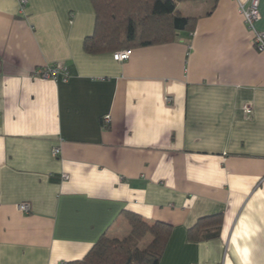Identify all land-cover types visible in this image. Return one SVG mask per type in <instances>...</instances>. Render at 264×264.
I'll use <instances>...</instances> for the list:
<instances>
[{
  "label": "crops",
  "instance_id": "crops-1",
  "mask_svg": "<svg viewBox=\"0 0 264 264\" xmlns=\"http://www.w3.org/2000/svg\"><path fill=\"white\" fill-rule=\"evenodd\" d=\"M21 1L0 0V264L82 261L103 235L130 234L126 212L172 226L160 264H264V51L240 12L250 0L182 3L194 32L124 63L85 50L91 0ZM58 65L68 82L38 76ZM204 218L198 235L218 236L191 241Z\"/></svg>",
  "mask_w": 264,
  "mask_h": 264
},
{
  "label": "trees",
  "instance_id": "trees-1",
  "mask_svg": "<svg viewBox=\"0 0 264 264\" xmlns=\"http://www.w3.org/2000/svg\"><path fill=\"white\" fill-rule=\"evenodd\" d=\"M203 0H91L96 14L93 36L84 43L90 54L132 50L173 43L181 33L194 32L196 18L184 17L178 7ZM130 234L125 238L103 235L82 261L67 264H160L172 234V226L150 223L126 212ZM204 218L189 231L191 241L217 237L218 228L198 235Z\"/></svg>",
  "mask_w": 264,
  "mask_h": 264
},
{
  "label": "built area",
  "instance_id": "built-area-1",
  "mask_svg": "<svg viewBox=\"0 0 264 264\" xmlns=\"http://www.w3.org/2000/svg\"><path fill=\"white\" fill-rule=\"evenodd\" d=\"M27 3L26 0H22L21 4L25 6ZM260 4L261 0H250V5L245 7L244 5L240 6V12L244 17V22L246 26L253 32V43L259 51H264V32L257 30L256 23L260 20ZM132 55V50H121L117 51L113 54V58L116 62L124 63L127 62ZM38 76L48 80L52 79L56 82H68L70 75L68 69L64 66H52L48 68H44L38 71ZM1 118V116H0ZM110 117H106L105 121H109ZM60 153L59 149L54 150V154L58 155ZM64 179H68V176L64 175ZM19 209L23 213L30 212L29 204H22L19 206Z\"/></svg>",
  "mask_w": 264,
  "mask_h": 264
},
{
  "label": "rangeland",
  "instance_id": "rangeland-1",
  "mask_svg": "<svg viewBox=\"0 0 264 264\" xmlns=\"http://www.w3.org/2000/svg\"><path fill=\"white\" fill-rule=\"evenodd\" d=\"M122 239V238H121Z\"/></svg>",
  "mask_w": 264,
  "mask_h": 264
}]
</instances>
